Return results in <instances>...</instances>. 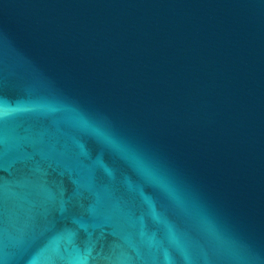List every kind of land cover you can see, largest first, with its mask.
I'll return each instance as SVG.
<instances>
[{
    "label": "water",
    "instance_id": "obj_1",
    "mask_svg": "<svg viewBox=\"0 0 264 264\" xmlns=\"http://www.w3.org/2000/svg\"><path fill=\"white\" fill-rule=\"evenodd\" d=\"M0 264H264V0H0Z\"/></svg>",
    "mask_w": 264,
    "mask_h": 264
}]
</instances>
